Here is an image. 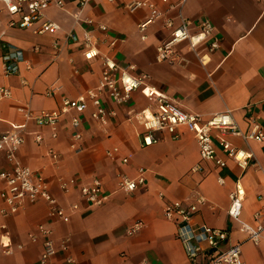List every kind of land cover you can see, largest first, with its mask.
<instances>
[{"label": "crops", "instance_id": "crops-1", "mask_svg": "<svg viewBox=\"0 0 264 264\" xmlns=\"http://www.w3.org/2000/svg\"><path fill=\"white\" fill-rule=\"evenodd\" d=\"M130 1L89 0L81 9L76 0H63L62 8L51 5L45 17L59 25L56 34L9 27V16L0 2V84L12 94L0 101V136L25 124L16 161L40 173L67 211L70 205H77L69 220L62 222L51 219L49 205L43 201L25 203L16 213L2 214L7 207L0 199V264L38 260L42 239L32 241L29 235L39 224L51 229L57 247L61 241L68 245L66 252L58 250L48 264H207V251L189 262L175 224L165 218L164 208L173 201L197 205L193 225L227 230L228 240L221 249L240 243L245 264H264V229L254 243L227 214L228 194L240 179L245 190L240 220L254 225V214L259 212L258 222L264 225V142L213 131L216 153L226 160L221 169L199 159L196 140L186 129H179L175 138L156 133L157 141L144 146L138 112L151 104L140 90L123 104L103 97L101 105L109 113L105 123L91 116L95 108L88 104L79 115L77 141L72 138L75 129L70 125L73 112L63 114L53 130L24 122L17 111L18 107L34 113L60 109L64 98L74 99L97 85L103 69L101 57L107 56L121 67L131 66L135 75L145 74V85L162 91L202 119L230 112L242 132L253 127L264 131V0L185 1L181 16L194 24L209 20L220 38L219 48L208 55L206 64L196 55L203 48L191 49L187 41L175 47L182 58L180 63L157 62L155 47L166 38L167 31L158 21L141 41L137 24L148 12L141 9L130 13L124 8ZM177 13L172 10L169 15ZM86 19L95 24L88 26L83 22ZM96 23L104 24L107 30L99 31ZM86 30H90L100 55L91 60L84 59L79 43L64 38L67 32H75L81 41ZM113 39L116 42L111 45ZM7 43L20 48L24 59L16 74L5 76L1 56ZM220 138L251 153L246 169H239L234 160L226 158L218 145ZM113 148L117 152L109 156ZM9 167L0 151V171ZM140 169L144 171L143 185L132 192L117 189L120 176L135 179ZM218 177L223 178L222 184ZM68 180L74 183L64 192L59 183ZM92 180L100 183L107 196L99 206H90L79 196V187ZM200 198L202 202L197 203ZM135 223H140V228L128 234L127 229ZM2 240L8 242L10 252L2 247Z\"/></svg>", "mask_w": 264, "mask_h": 264}, {"label": "built area", "instance_id": "built-area-1", "mask_svg": "<svg viewBox=\"0 0 264 264\" xmlns=\"http://www.w3.org/2000/svg\"><path fill=\"white\" fill-rule=\"evenodd\" d=\"M88 1L76 0L80 9ZM107 1L113 2L114 0ZM185 1L132 0L124 4V8L130 13L141 9H146L148 12L146 17L137 24L141 41L147 39L149 27L158 21L161 22L162 29L167 31L166 38L155 47L157 62L180 63L182 58L177 54L175 47L179 43L187 41L191 49H195L197 46L203 48V52L197 51L196 55L202 64H206L208 55L220 46V38L216 35L215 27L209 20H201L194 24L189 18L181 16L180 8ZM0 2L9 16L7 23L9 27L28 29L35 34H56L59 31V25L46 18L45 11L51 5L62 8L64 6L63 0H0ZM158 4L164 5L165 8L161 9ZM172 10H177L178 13L175 16H170L169 13ZM76 18H78V14H76ZM176 18L179 19L178 22L175 21ZM83 22L88 26L95 24L91 19H86ZM96 29L105 32L107 27L104 24L96 23ZM1 36L2 33H0V38ZM64 38L79 43L85 60L100 56L96 42L92 40L90 35V30L83 32L81 41L75 32H67ZM115 42L116 39H113L111 45H114ZM4 47L5 51L1 56L2 74L5 76L16 74L24 59L23 51L9 43L5 44ZM101 60L103 69L95 87L86 90L74 99L64 98L58 110L34 113L30 108L18 107L17 111L22 115L24 122L32 121L37 126L50 127L54 130L63 114L73 112L70 125L75 129L72 138L77 141L80 138V133L76 130L80 126L79 115L85 111L88 104L95 108L91 116L101 123H105L109 113L101 105L103 97L115 104H123L130 100L134 91L140 90L151 104V107H146L138 112L144 146H149L157 141L156 133H166L175 138L179 129H186L192 133L196 140L199 159L211 161L216 168L221 169L226 166V160L216 153L212 137L213 131H218L222 136L229 133L239 136L243 140L264 142L262 129L253 127L242 132L234 122L230 112L218 113L208 119H202L198 114L181 108L162 91L145 85V74L135 75L132 73L131 66L121 67L111 57L102 56ZM11 96L10 89L0 84V101L10 99ZM24 128L25 124H21L0 136V151L4 153V157L10 165L8 169L0 171V199L7 207V210L1 213H16L25 203L43 201L49 205L51 219L67 222L71 213L77 209V205H70L69 211H67L53 197L45 178L30 167L18 163L15 159V153L24 142ZM35 138L36 141L41 140L39 135H36ZM218 145L226 158L234 160L239 169L247 168L252 157L250 152L233 147L224 138L218 140ZM49 152L51 157H56L54 152ZM116 152L117 148H113L108 152V155L112 156ZM126 161L127 158H124L123 162ZM193 170H196V167ZM143 173L144 171L140 169L139 175L135 179L120 176L117 189L123 192L136 190L144 183ZM218 182L222 184L223 178L218 177ZM72 183H74L73 180L60 181L59 187L62 191L67 192ZM79 196L90 206H99L107 199L97 180L81 185ZM244 197V187L240 179H237L228 194L227 214L232 220L239 223V228L247 233L248 239L256 243L260 239L264 225L258 222L259 212L254 214V225H248L240 220ZM196 202L201 203L202 199H197ZM196 211L197 205L195 203H184L183 201L167 203L164 208V216L175 224L177 239L183 244L189 262H195L204 251H207L209 252L207 264H245L241 256L240 243L231 244L225 249H221L228 240L227 230L192 224L191 219ZM139 228L140 223H135L127 229V232L132 234ZM51 233V229L42 224L37 225L35 230L30 233L29 236L32 241H37L39 237L42 239L40 256L36 262L31 264H48L58 250L67 251V243L61 241L57 247L51 239ZM1 245L6 249V252H10L8 242L2 240ZM67 260L71 261L70 258Z\"/></svg>", "mask_w": 264, "mask_h": 264}]
</instances>
